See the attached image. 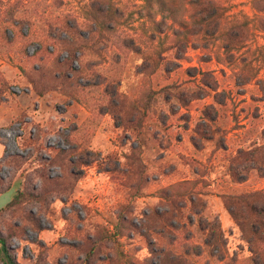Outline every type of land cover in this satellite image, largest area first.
I'll use <instances>...</instances> for the list:
<instances>
[{
  "label": "rangeland",
  "instance_id": "1",
  "mask_svg": "<svg viewBox=\"0 0 264 264\" xmlns=\"http://www.w3.org/2000/svg\"><path fill=\"white\" fill-rule=\"evenodd\" d=\"M0 100L19 264H252L222 195L264 190L229 168L264 144V0H0Z\"/></svg>",
  "mask_w": 264,
  "mask_h": 264
},
{
  "label": "trees",
  "instance_id": "2",
  "mask_svg": "<svg viewBox=\"0 0 264 264\" xmlns=\"http://www.w3.org/2000/svg\"><path fill=\"white\" fill-rule=\"evenodd\" d=\"M97 11L99 13L104 12L103 9ZM97 16L98 13L94 17ZM58 28L59 26L55 27V29L52 28L51 31L55 32ZM229 168L230 175L236 182L247 180L253 170L257 171L259 176L264 177V144L253 145L250 149L239 150L235 156L231 157ZM10 188V186L5 187L0 191V194ZM35 198L38 197L33 193L27 192L24 188H20L12 200L3 208H0V212L10 209L23 201ZM190 198L191 209L197 212L199 204L196 203L194 194L191 193ZM222 198L226 209L241 230L243 239L248 243L249 251L251 252V263L264 264V190H251L240 194H223ZM168 212L161 216L164 220L174 215V213L169 215ZM153 223L150 222L146 227L148 226L147 228L155 230L156 225H153ZM209 226L211 227L208 228ZM205 228L209 230L207 245L211 247V251L216 250V255L222 256V248L226 245V242L220 222L218 220L209 222L203 229ZM95 242H97V239ZM93 250L95 249L92 248L88 252L89 256L92 255ZM152 253L156 252L152 250ZM211 254H214V252H211ZM0 261L2 264H19L7 244V238L2 234H0Z\"/></svg>",
  "mask_w": 264,
  "mask_h": 264
}]
</instances>
